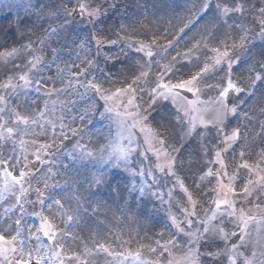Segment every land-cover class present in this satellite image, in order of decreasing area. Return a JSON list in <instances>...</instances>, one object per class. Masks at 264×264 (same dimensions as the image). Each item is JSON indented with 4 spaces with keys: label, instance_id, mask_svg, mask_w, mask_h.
Masks as SVG:
<instances>
[{
    "label": "snow or ice",
    "instance_id": "6c2138e0",
    "mask_svg": "<svg viewBox=\"0 0 264 264\" xmlns=\"http://www.w3.org/2000/svg\"><path fill=\"white\" fill-rule=\"evenodd\" d=\"M69 3L72 0L63 4L61 0H48L38 5L37 20L61 23L56 27L50 24L36 39H32L36 25L25 31L21 21L16 38L4 35L0 42V48L4 49L0 53L3 69L0 71L3 80L0 84V207H3L0 264H92L90 258L94 252L131 261V264H215L222 256L227 257V264H264V48L254 51L256 40L264 42V0H232L231 6H222L219 0H193L184 22L153 34L151 43L133 41L136 33H129L123 25L121 31L125 35L117 33L116 40L99 39L103 31L100 28H95L96 39L78 40L70 31L75 16L86 14L88 23L95 26L102 22L101 17L107 15V10L102 4L89 6L80 0L70 9ZM109 7H116L115 0ZM232 16L242 19L228 24ZM200 23H205L204 29L190 35ZM53 36L63 39L60 48L51 47ZM10 40L18 47L6 48ZM213 40L218 46L210 48ZM118 43L122 46L114 57L102 52L105 45ZM189 43L192 46L187 52L179 51L181 45ZM72 45L78 49L76 59L60 66L63 56L73 55ZM45 50L51 53V61L46 62L40 54ZM126 50L142 54L130 67L126 62L132 61V57L127 56ZM170 52L176 55L169 63L162 64L161 60ZM195 53L200 55L193 59ZM121 54L125 56L124 61L120 60ZM101 56L106 65L103 69L98 59ZM245 60L246 72L240 77L234 76L237 66L244 65ZM109 63L111 67L107 66ZM21 64L26 71L21 69ZM49 64L57 65L56 79L42 75ZM118 64L128 67L123 82L112 73V67ZM153 64L157 66L155 70ZM104 73L108 75L98 79V74ZM57 79L64 87H55ZM104 83L124 86L113 91L104 88ZM49 84L53 87H47ZM33 91L45 98L44 108L30 117L17 108ZM89 91L99 100L85 107L78 117L71 112L77 108L76 101L60 99L71 95L82 101ZM250 98H257L258 111L249 103ZM13 99L18 103L13 104ZM108 113L122 117L118 124L127 131V136L123 131L118 132L121 143L116 145L110 140H97L94 150L76 142L75 148L81 152L79 158L112 163L132 175H144L146 171L153 174L158 170L160 177L153 176L156 183L170 178L173 187L178 183L186 197L184 204L173 205L169 200V223L154 233L147 245L140 244L134 253L111 250L96 239V232L90 233L92 247H89L76 230L89 208L99 213L107 206L101 193L110 188L108 178L72 179L69 183V178L64 177L61 185L56 179L60 173L52 172L49 159L53 148L62 149L70 135L80 136V130L71 127V123L79 119L82 124H88L93 116L103 118ZM68 120L70 123H65ZM153 124L157 126L155 129ZM256 124L260 131L255 137L261 143L253 146L248 137L254 129L249 125ZM36 128L41 131L36 132ZM48 135L50 142L39 141V137ZM28 136L35 139L26 140ZM74 152L75 149L68 155L76 159ZM253 153L255 163H249ZM194 157V167L186 168L193 165ZM237 159L239 163L229 171L228 161ZM214 166L217 171H213ZM194 169H199L200 174ZM181 172L195 176L192 188L196 198L180 179ZM61 187L67 194L56 191ZM126 189L131 195L135 186H126ZM110 190L120 195L118 186ZM139 191L144 193L143 188ZM155 195L162 199L159 193ZM167 195L171 197V190ZM122 199L117 210L130 211L127 198ZM201 201L210 202L213 208L203 216L197 212ZM245 205L251 207L246 211ZM174 206L180 212L179 217L171 212ZM33 217L36 224L29 222ZM96 221L100 222L99 216ZM233 238L239 243H234ZM69 244L83 245V255L69 253ZM185 247L183 255H173V249ZM213 248L217 250H208ZM140 249L156 254V258L143 259Z\"/></svg>",
    "mask_w": 264,
    "mask_h": 264
},
{
    "label": "rangeland",
    "instance_id": "374dc122",
    "mask_svg": "<svg viewBox=\"0 0 264 264\" xmlns=\"http://www.w3.org/2000/svg\"><path fill=\"white\" fill-rule=\"evenodd\" d=\"M229 0H219L220 4L228 5L225 3ZM48 0H34L27 9H15L13 5H10L7 0H0V19L3 17L8 18L3 25H0V42H2V37L4 35L11 36L13 39L16 38L15 33L20 26L21 21L24 22V29L27 30L32 28V25L35 24L36 28L33 29L32 39H36L38 35L44 34V29L48 28L51 24V27H56L57 24L61 23V21H57L56 23H52L51 21H46L43 19L37 20V13H38V5L47 3ZM66 0H61V3H65ZM80 2L87 3L89 6L102 4L103 8L107 10V15L101 17L102 22H98L95 26L88 23L87 15H77L78 18L74 19L72 25L70 26V31H72V35L78 40H86L89 37H92L93 40L97 38V33L95 28L103 29V31L99 34L98 38L101 40L107 41L109 38L112 40H116L118 33L120 36H124L125 32L121 31V25L124 26L125 29L129 33L135 32L136 34L132 36L133 41H144L145 43H151V39L153 34H159V32L169 30L172 28L173 25H180L183 21V18L189 14V10L192 9L193 0H115L116 7L110 8L109 3L112 0H80ZM198 2V0H197ZM215 2V0H213ZM77 0H72V3L68 4V7L71 9L75 7ZM177 4H182L185 8L180 9ZM37 6V7H35ZM164 6H167L168 9H164ZM14 10V11H12ZM91 10V9H89ZM179 15V17H177ZM231 15V14H230ZM175 18V19H174ZM242 17L240 16H232L231 19H228V24L234 23V21L241 20ZM171 22V23H170ZM134 25V27H133ZM205 23H202L190 35H196L198 32H201L204 27ZM39 29V31H37ZM187 31V29H186ZM26 42V41H21ZM64 43L63 39L58 36H53L51 40V47L52 48H60L61 45ZM231 44V41H228ZM256 48L254 51L259 52L261 48H264V42L256 40L255 42ZM18 45H14L10 40L6 48L11 49L12 47ZM121 44H117L116 46H108L102 49V52L106 53L108 56H115L116 53L119 52ZM191 43L187 45H181L179 51L180 52H187L189 48H191ZM218 46V42L213 40L209 47ZM73 48V55L68 56L65 55L61 58L59 65L64 66L65 63H71L72 60H75V52L78 51L75 45L71 46ZM231 51V49H229ZM4 51L3 48H0V53ZM67 51V49H65ZM92 51L95 52V45H92ZM127 56L132 57V61H127L126 63L130 67L134 64L142 54L136 53L134 50H126ZM44 56L45 61H51L52 55L48 50H45L43 53H40ZM83 56V54H81ZM175 52H170L167 55L166 59L161 60L162 64H167L171 61L172 57L175 56ZM196 55H200V53H195L193 59H195ZM209 56L212 55L211 52L208 53ZM21 59H24L23 57ZM27 59H31V56H28ZM100 61V67L103 69L106 67L105 63L103 62V56L98 58ZM245 59V58H242ZM120 60L124 61L125 56L121 54ZM79 63V61H77ZM140 63H143V60H140ZM111 67L109 63L107 65ZM117 67L119 71H117ZM117 67H112V73L115 75L116 79L123 82L125 75L128 73V67H125L124 64H118ZM153 70L156 69V65H152ZM21 69L26 71L27 69L24 68V65L21 64ZM242 69L246 70V60L244 65L237 66L236 70L234 71V76L240 77L241 73L246 71H242ZM198 70V69H195ZM0 71H3L0 68ZM72 71H76L75 68ZM163 71V69H160ZM239 71V72H238ZM45 78L52 77L54 79L57 78V65L56 64H49L48 69L42 73ZM107 73L103 75L98 74V79L103 80ZM131 78V77H129ZM151 78V77H150ZM187 78V77H184ZM15 83V80L13 81ZM3 83V80L0 79V84ZM124 86L123 83H117L114 85H110L108 83H104V88H110L113 91L117 87ZM47 87L51 88L53 85L49 84ZM56 88H62L64 85L60 83L59 79L55 84ZM259 87V86H257ZM32 93V94H31ZM191 95V94H190ZM55 98V97H53ZM206 98V97H202ZM44 97L38 96L37 93L30 92L26 100H24L23 104L17 108V111L21 114H26L25 106H30L29 109L31 111H35L38 113L40 110L44 108ZM61 100H75L77 103V108H73L71 110L72 115L79 116L80 112L84 110L85 107H91L95 104L99 97L96 95V99L93 97L91 92L87 93V96L84 100H77L75 96H62L60 97ZM147 99V96L144 97ZM35 100L36 103L32 104L31 101ZM29 102V104L27 103ZM102 103V101H100ZM13 104L18 103L16 99L12 101ZM249 103L254 105L259 110V105L257 104V98H250ZM141 107H145V105H141ZM249 114L252 115V109H249ZM28 116H34L31 112L26 114ZM56 115H59L57 112ZM122 117H117L115 113H108L103 118L99 115H95L91 118L90 123L82 124L79 119L71 125V127L80 130V136L75 137V143L70 145L72 147L71 152L75 149L74 155L76 157L81 156V152L79 149L75 148L76 142H79L81 146L86 145L89 148L95 149V142L100 139H104L105 142L111 141L113 145L121 143V140L117 136L118 132L123 131L124 136H127V131L121 129L119 127L118 121ZM117 122V125H113ZM65 123H70V120L65 121ZM111 123V125H110ZM157 126L153 124V128L155 129ZM250 128L254 129L253 135L249 136L248 139L252 140V138L260 140L259 137H255V133L260 131L258 124L256 125H249ZM111 128V129H110ZM114 129H119L115 134H113ZM243 130V129H242ZM36 132H40L41 129L36 128ZM117 136V137H115ZM26 140L34 139L31 136L25 137ZM43 140V139H42ZM41 141V140H39ZM256 141V140H255ZM126 145L127 141H123ZM256 144H260L259 142L254 143L253 146ZM111 149H109L110 151ZM31 151V148H29ZM151 155V154H150ZM255 153H253L252 158L248 159L249 163H255ZM49 159L55 162L53 157H49ZM247 159V158H246ZM83 160V159H81ZM92 161L94 159H91ZM235 163H239V160L236 161H228V169H231L235 166ZM195 165V157L193 158V165L187 167H194ZM60 163L58 161L55 162V165L52 166V172L59 171L60 175L57 176V180L60 182L61 185H64V177L69 178V183H71L72 179H77L80 181H85L86 179H91L96 176H104L107 177L109 182L113 181L114 177H119L115 182L114 187L119 188L120 195H115L110 188H105L102 190V198L106 201L107 206L101 208L99 213H93L92 208H89L88 212L84 214V220L81 222L79 227L76 229L80 232V235L88 242L89 247H92V239L90 236L91 232H96L98 235L96 239L101 242L105 243L110 247L111 250L117 252H126L132 251L133 253L139 248L140 244L147 245L150 242V239L154 238V233L161 231L164 224H168V205L169 200L171 199V203L176 205L177 202L180 204H184L186 197L183 196L181 192L180 186L178 183L175 184L173 187V181L169 178L168 180H160L159 183H156L153 179V176L156 178L160 177V173L157 170L153 174H148L147 171L144 175H132L129 172L125 171L122 167L117 168L112 163L106 168H104L100 173L95 174L94 172L90 171V169L81 170L77 167H70L67 163H64V166L60 167ZM196 174L199 173V169H194ZM114 171L118 173H114ZM139 169H137V172ZM213 171H217V167H213ZM122 173V174H121ZM180 179L184 181L186 187L190 192H193L192 182L195 179V176L191 172H181L179 174ZM135 186V191L128 195L126 186ZM203 187V185H201ZM144 189V193H140V189ZM171 190V197L167 194ZM59 193H65L64 187L58 188L56 190ZM155 193H159L161 198H158ZM67 194V193H65ZM196 193L193 192L194 198H196ZM126 197L128 200V209L130 211L122 212L117 210V205L123 203V199ZM6 206V205H5ZM251 205H245V210L247 211ZM142 209V217L138 215V211ZM31 211V209H29ZM205 211L208 212L207 203L201 201L197 205V212L203 216ZM171 212L178 217L180 216V212L177 207H172ZM0 215H3V207H0ZM96 216H99V223L96 221ZM34 218V217H33ZM108 218L111 220L112 224L103 222L102 219L108 221ZM29 222H32V218H29ZM140 226L141 228L145 229V232L142 234H138V227L131 231V226ZM254 227V226H253ZM151 228L150 230H148ZM233 229H229L231 231ZM85 231V232H83ZM167 233L169 229H164ZM147 237V238H145ZM173 239H175L173 237ZM237 244L239 243L236 242ZM222 247V245H221ZM68 252H77L83 255V245L72 246L71 244L68 245ZM143 253L142 258L145 260H154L156 258V254L147 252L146 249H140ZM186 250L185 248L180 249H173V255L181 256L184 254ZM209 251H216L217 249H208ZM259 251V249H258ZM87 258V257H84ZM259 258V257H258ZM92 264H131V261H122L116 257H110L105 253H95L90 258ZM215 264H227V257L222 256L219 261H216Z\"/></svg>",
    "mask_w": 264,
    "mask_h": 264
},
{
    "label": "bare ground",
    "instance_id": "6f19581e",
    "mask_svg": "<svg viewBox=\"0 0 264 264\" xmlns=\"http://www.w3.org/2000/svg\"><path fill=\"white\" fill-rule=\"evenodd\" d=\"M225 3H227V4H229V5H231V3H232V0H229V1H227V2H225ZM176 6H178L180 9H184L185 7L182 5V4H177L176 3ZM164 9H168V7L167 6H164ZM177 17H179V15L177 16ZM175 19V18H174ZM242 71H246L245 69H242ZM239 72V71H238ZM73 124L74 123H71V125L73 126ZM256 140V141H255ZM259 140H257V139H254V138H252V140H249V142L253 145L254 143H256V142H258ZM142 213H143V210L142 209H140L139 211H138V215L139 216H141L142 217ZM103 220V222H106V223H110V224H112V222H111V220L108 218V221H106V220H104V219H102ZM136 227H138V234H143L144 232H145V229L144 228H141L140 226H131L130 227V229H131V231L132 232H134V230L136 229ZM151 228H149L148 230H150ZM83 232H85V231H83Z\"/></svg>",
    "mask_w": 264,
    "mask_h": 264
}]
</instances>
